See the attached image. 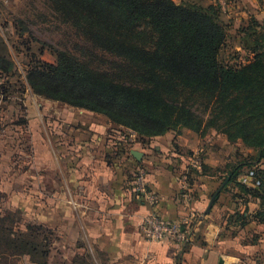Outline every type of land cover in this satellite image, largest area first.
Returning a JSON list of instances; mask_svg holds the SVG:
<instances>
[{
    "label": "rangeland",
    "instance_id": "1",
    "mask_svg": "<svg viewBox=\"0 0 264 264\" xmlns=\"http://www.w3.org/2000/svg\"><path fill=\"white\" fill-rule=\"evenodd\" d=\"M153 1L140 0V3ZM71 2L82 16L90 17L91 24L82 20L81 26H77L75 15L62 8L63 0H0V55L12 68L7 72L0 69V264H96L95 257L108 264L113 255L119 257L128 250L136 252L139 246L134 240L124 244L106 238L112 231L118 235L127 231L125 215L110 206L113 203L108 197L99 198L104 206L103 210L98 209L100 223H91L94 215L91 208L97 203V197L93 200L91 195L98 191L97 179L101 185L100 178L115 172L107 168L130 163L120 159L127 154L131 157L125 146L127 149L140 143L155 146L162 137L177 139L182 133H195L204 147L203 152L196 150L202 173L206 167L211 169L206 171L211 175L219 174L220 170L223 178L228 165L240 166L238 183H242L241 177L257 166L259 173L264 172V162L255 164L254 148L241 140L232 144L216 129L197 133L180 127L163 136L145 138L114 124L103 114L34 92L28 82L29 71L38 65L56 64L58 52L75 56L102 71L123 73L125 69L128 77L135 76L136 58H130L125 51H112L110 43L98 33L107 34L106 30H98L91 20L112 18L113 13L96 1ZM173 2L184 7H191L188 3L205 7L212 2L220 7V16H213L225 29L219 64L240 68L252 62L256 55L253 46L264 35V0ZM136 24L141 25L135 29L137 34L142 32L141 46L155 51L160 44L159 35L146 24ZM193 100L202 110L209 101L200 92ZM176 151L191 165L193 151L180 148ZM139 170L144 169H133L129 177ZM120 171H116L117 176L122 174ZM235 182L232 186L240 188ZM236 204L239 212L246 206L241 199ZM112 224L118 226L111 228ZM206 228L204 225L201 230ZM136 230L141 235V222ZM191 230L192 227L188 239ZM260 233L259 236H264V232Z\"/></svg>",
    "mask_w": 264,
    "mask_h": 264
},
{
    "label": "trees",
    "instance_id": "2",
    "mask_svg": "<svg viewBox=\"0 0 264 264\" xmlns=\"http://www.w3.org/2000/svg\"><path fill=\"white\" fill-rule=\"evenodd\" d=\"M87 1L103 3L104 9L113 13L112 18L91 20L98 30H106L107 34L98 33L110 43L112 51H125L130 58H136L135 76L128 77L121 67L123 73L102 71L58 52L56 64L38 65L29 71L28 82L34 92L103 114L114 124L145 138L163 136L180 127L197 133L216 129L230 143L241 140L254 148L255 164L264 162V35L253 46L256 55L249 65L227 68L218 61L225 41V29L213 17L220 16L218 6L188 3L191 8L177 6L173 0H155L152 4L140 0ZM62 8L75 15L77 26L82 20L90 23V17L82 16L71 0H63ZM136 22L152 27L159 35L155 51L141 46L142 32L135 31L141 25ZM0 69H12L1 55ZM198 92L209 100L203 110L193 100ZM205 170L211 172L210 168ZM253 170L259 189L238 183L240 166L228 165L223 178L221 175L222 185L235 189V197L244 206L251 199L261 204V209L250 217L238 212L240 226L252 220L264 225V172L259 173L258 166ZM235 181L240 188L232 186Z\"/></svg>",
    "mask_w": 264,
    "mask_h": 264
},
{
    "label": "crops",
    "instance_id": "3",
    "mask_svg": "<svg viewBox=\"0 0 264 264\" xmlns=\"http://www.w3.org/2000/svg\"><path fill=\"white\" fill-rule=\"evenodd\" d=\"M147 144L140 143L132 149L123 145L131 157L123 155L121 162L127 160L130 163L124 167L115 164L107 168L109 172L115 170L114 174L100 178L101 185L97 179L98 191H93L91 195L93 200L97 197V203L92 202L95 208H91L94 212L91 223H100L98 209L100 207L103 210L104 206L100 204L99 198L106 196L113 203L110 206L125 215L127 223V231L120 235L112 231L113 234L106 238L124 244L134 240L139 246L136 252L128 250L122 256L113 255L108 264H264V236H259L260 232H264V225L252 220L251 224L240 226L235 215L238 211L236 190L222 185L221 174L205 175L193 168L181 152L176 151V146L180 150L193 151L194 157L198 152L196 150L203 152L202 140L198 135L182 133L177 139L162 137L155 146ZM133 151L143 153L142 160L138 161L132 155ZM135 168L145 170L148 191L157 197L155 204H151L149 195L134 199L128 193L126 185ZM117 170H121L122 174L117 176ZM185 175L187 179L191 177L188 187L192 200L189 203L185 200V194L189 192L184 184ZM216 198L218 200L215 203ZM109 207H106L108 211ZM260 208V202L251 199L243 211L252 216ZM243 211L238 212L242 214ZM148 215H156L171 222L191 219L196 228L185 243H176L171 239L151 243L136 230L137 225ZM120 222L124 226L125 223ZM204 225L207 228L201 230ZM117 226L112 224L110 227ZM131 229H135L134 232ZM94 259L96 264H106L101 257Z\"/></svg>",
    "mask_w": 264,
    "mask_h": 264
},
{
    "label": "built area",
    "instance_id": "4",
    "mask_svg": "<svg viewBox=\"0 0 264 264\" xmlns=\"http://www.w3.org/2000/svg\"><path fill=\"white\" fill-rule=\"evenodd\" d=\"M191 166L200 170L201 166L199 165L196 156L193 158ZM184 181L186 189L189 191L185 194V200L189 203L192 200V196L188 187L187 175H185ZM241 181L247 186L253 185L258 187L260 185V182L256 180L253 171L243 175ZM128 193L134 199H141L149 195V201L151 204H155L157 201V197L154 194H150L148 191L147 174L144 170L136 172L132 182L128 186ZM190 227L191 224L188 219H184L180 222H171L156 215H148L141 222L140 232L142 237L151 243H158L164 239H171L177 243H185L190 234Z\"/></svg>",
    "mask_w": 264,
    "mask_h": 264
},
{
    "label": "water",
    "instance_id": "5",
    "mask_svg": "<svg viewBox=\"0 0 264 264\" xmlns=\"http://www.w3.org/2000/svg\"><path fill=\"white\" fill-rule=\"evenodd\" d=\"M132 155L138 160H142L143 158V153L139 152V151H133L132 152ZM209 212V211H208Z\"/></svg>",
    "mask_w": 264,
    "mask_h": 264
}]
</instances>
